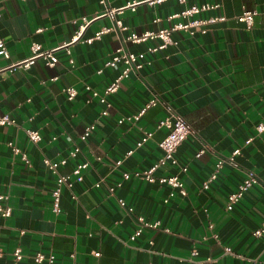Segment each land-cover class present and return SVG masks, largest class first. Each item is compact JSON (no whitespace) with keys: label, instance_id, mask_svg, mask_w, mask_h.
<instances>
[{"label":"crops","instance_id":"crops-1","mask_svg":"<svg viewBox=\"0 0 264 264\" xmlns=\"http://www.w3.org/2000/svg\"><path fill=\"white\" fill-rule=\"evenodd\" d=\"M135 1L107 3L115 8ZM206 2L218 6L185 18L174 16ZM103 9L99 0H0V37L8 51V57L0 54V108L15 119L0 125V194L11 207L10 216L0 218V264H14L16 247L22 252L18 264H37L32 257L38 251L53 254V264H264V235L252 234L264 220V130L256 129L264 123V14L255 16L250 28L236 19L243 10L264 9V0L143 2L119 15L128 27L121 34L112 31L91 42H75L70 54L60 49L54 66L42 58L27 67L21 64L32 56L33 43L51 49L68 42L82 17L92 19L82 38L92 37L110 24L108 18L97 17ZM211 17L223 19L194 26L193 33L176 30L171 35L176 44L146 54L151 64L131 70L108 97L109 106L85 88L102 91L113 79L120 67H104V62L130 32ZM155 43L128 42L127 48L140 52ZM69 86L76 89L72 100L64 92ZM153 97L157 104L138 120L118 122ZM169 109L181 114L195 135L176 153L187 170L167 167L155 175L178 173L185 196H170L166 184L122 177L123 171L144 170L162 155L158 143L166 129L156 124ZM27 130L38 131L41 139L32 142ZM145 131L151 137L135 147ZM202 143L208 148L195 157ZM13 145L29 163L13 154ZM75 147L76 156H70ZM236 148L239 167L226 166L203 189L218 157ZM45 157L55 162L66 158V163L53 173L43 164ZM84 162L78 180L72 170ZM249 170L258 182L227 209L228 194ZM57 176H68L71 185L61 187L60 211L54 212L51 193ZM109 186H114L113 193ZM138 216L159 225L144 227L132 238Z\"/></svg>","mask_w":264,"mask_h":264},{"label":"built area","instance_id":"built-area-1","mask_svg":"<svg viewBox=\"0 0 264 264\" xmlns=\"http://www.w3.org/2000/svg\"><path fill=\"white\" fill-rule=\"evenodd\" d=\"M143 2L152 4L154 0H138L135 2L127 3L124 6L115 7V8L110 7L107 3V0H99V3L104 6V9L97 15V17L108 18L110 20L109 25H105L100 29H98L97 31H95L92 37L83 39L82 38L83 32L92 19H87L85 17H82L81 22L79 23L75 34L68 42H65L64 44L51 49H42L40 44L33 43L31 47L33 52L32 56L27 60H25L24 62H22L21 64H23L24 67H27L33 59L42 58L43 60L46 61L47 65L54 66L55 63L57 62L56 51L60 49H64L67 54H70L69 46L75 42L78 41L91 42L94 39L100 38L103 34L112 31H116L121 34V32L127 30L128 27L123 24L122 19L119 17V15L122 14L126 9H130L134 11L135 7ZM178 2L184 3L185 0H178ZM217 6H218L217 4H211L208 2L202 3L201 5L193 4L190 7L183 8L182 10L174 14V16L185 18L202 10L214 9ZM259 14H264V9L243 10L241 14H239L236 17V19L237 21L242 22L246 28H250L254 23L255 16ZM222 19L223 17H211L206 21H201L197 19L191 20L189 22L178 21L174 23L170 28H161L157 31H146L140 34L135 32H130L128 35L122 37V45L119 46L111 55V57L104 62V67H109V68L120 67L119 71L116 73L113 79L104 87L102 91L92 89L88 85L85 88L91 91L92 96L98 98L100 103H102L104 106H109L110 104L108 97L114 94L119 89L121 81L128 77L129 72L131 70H139L144 65L151 64V59H148L146 57V54L153 55L158 51L164 50L169 45L176 44V41H174L171 36L172 32L183 29V30H189L190 33H193L191 28L194 26H199L206 22L212 23ZM147 41H155L156 43L148 45L145 50L140 52H134L127 48L128 42L142 43ZM0 54L5 57H8V51L5 47V41L1 37H0ZM69 61L70 63L73 62L71 59H69ZM64 92L66 94L67 99L69 100H72L76 95V89L71 86L64 88ZM157 102H158L157 97L150 98L142 105V107L135 114L126 117L122 116L118 120V122L120 123L123 122L124 120H138L140 116H142V114H144V112L148 108L155 106ZM101 114L106 115L107 114L106 109H103ZM14 122L15 119L12 118L7 112L2 111L0 108V125L12 124ZM93 127H94L93 124L87 126L81 138L85 139L89 135ZM156 128L166 129V133L164 137L158 143V146L162 150V155L158 158L156 162H154L150 167L144 170H134L132 172L123 171L122 177L124 179H127L130 176H133L135 178L144 179L147 182H157L158 184H166L171 188L170 196L174 195L175 193L185 196L187 192L184 187V182L179 177L178 173H162L156 176L155 172L158 169L167 168V167H179L181 171H186L187 166L179 165L176 153L178 146L189 135L191 134L195 135V132L181 114L172 111L170 109L169 112L157 122ZM256 129L258 132L263 131L264 123L257 124ZM27 134L32 142H38L41 139V135L36 130H27ZM151 135H152L151 131H145L141 136V138L138 141H136L135 147H140L143 143H145L148 140V138L151 137ZM248 142L249 140L246 141V143ZM207 148H208L207 145L205 143H202L201 147L197 150L194 156L199 157ZM78 150H79L78 147H75L72 151H70L69 155L73 157L76 156ZM12 151L13 154H20L21 159L25 163H29L26 154L22 152L18 146L13 145ZM132 152H133L132 149L127 151L123 156V158L130 155ZM239 153H240V149L236 148L227 156H219L214 165V171L208 176V178L205 181L202 182L201 187L203 189H207L210 183L216 180L219 171L225 168L226 166L237 169L239 167V163L236 160V156L239 155ZM123 158L118 160L116 164L121 163V160ZM65 163H66V158H62L61 160L56 162L51 161L47 157L43 158V164L53 173H56V168L58 167V165ZM86 166L87 163L84 162L77 164L73 168L72 173L77 176L78 180H81L82 178L81 169L85 168ZM101 182H102L101 180L98 181L97 183H95V186H99ZM257 182H258V177L255 174V172L252 170L247 171L245 177L237 185L235 190H233L231 193L228 194L226 208L232 209L233 204L236 203L243 196V194ZM63 185H67V186L71 185V182L68 180V176H57L55 187L51 193L52 209L54 212L60 211L59 200H60L61 187ZM117 185H119V183ZM108 191L110 193H113L114 186H109ZM166 201L167 200H165V202ZM119 204L121 206H125L124 201L121 199H119ZM127 210L130 212L132 211V208L128 207ZM10 214H11V207L5 202V195L0 194V218H7L10 216ZM137 224L138 227L131 236L132 238L138 236L144 227L156 228L159 225V222L150 223L145 221L142 216H138ZM252 234L255 237H261L264 235V220L261 221L259 226L253 230ZM225 253H231V248L225 247ZM0 255H1V251H0ZM95 255L98 256L99 252H95ZM12 256H13L14 264H18L22 258L21 248L20 247L14 248V250L12 251ZM32 258L33 261L37 264L41 263L44 260H46L48 264H53L54 262V255L51 253L45 255L43 252L38 251L33 255Z\"/></svg>","mask_w":264,"mask_h":264}]
</instances>
